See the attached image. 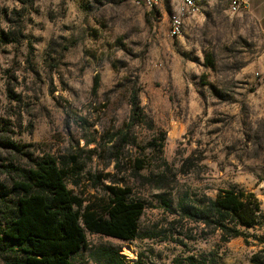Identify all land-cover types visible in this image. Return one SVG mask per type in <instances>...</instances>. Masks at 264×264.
I'll return each instance as SVG.
<instances>
[{"label":"rangeland","instance_id":"374dc122","mask_svg":"<svg viewBox=\"0 0 264 264\" xmlns=\"http://www.w3.org/2000/svg\"><path fill=\"white\" fill-rule=\"evenodd\" d=\"M174 4L0 0V183L6 166L51 156L85 204L101 209L113 187L144 206L135 240L86 232L72 264H98L105 248L124 264H252L254 255L264 264V228L223 243L179 208L236 186L257 196L264 217L263 36L231 0H216L172 37ZM13 207H0V230Z\"/></svg>","mask_w":264,"mask_h":264},{"label":"trees","instance_id":"16d2710c","mask_svg":"<svg viewBox=\"0 0 264 264\" xmlns=\"http://www.w3.org/2000/svg\"><path fill=\"white\" fill-rule=\"evenodd\" d=\"M100 87L99 76L95 77L93 90ZM132 121L141 122L138 95H131ZM165 134L159 148L163 149ZM156 142L150 145L156 147ZM19 153L20 148L9 144ZM27 165L6 166L10 178L0 183V207L13 204L12 216L4 217V228L0 230V257L5 264H72L70 258L87 247L86 232L123 241L137 238L138 223L143 214L142 203L130 200L129 188L109 189L105 205L95 208L85 204L68 189L66 170L51 156L27 157ZM139 171L144 169L138 162ZM12 196L14 201L7 199ZM182 218L202 224L211 233L220 232L221 241L228 243L237 238H249L248 230L264 228L261 203L252 192L232 186L220 189L215 198L205 197L191 204L182 199ZM83 225V226H82ZM261 243L264 244V236ZM98 264H124L119 252L100 250ZM189 264H198L189 258ZM252 264H261L258 255ZM204 264V263H201Z\"/></svg>","mask_w":264,"mask_h":264},{"label":"built area","instance_id":"2783aa9c","mask_svg":"<svg viewBox=\"0 0 264 264\" xmlns=\"http://www.w3.org/2000/svg\"><path fill=\"white\" fill-rule=\"evenodd\" d=\"M138 6L149 9L158 8L164 0H134ZM247 0H231V12L234 14L245 12ZM198 0H181L174 6L169 15V32L172 37H179L186 25L187 20L195 18L200 13Z\"/></svg>","mask_w":264,"mask_h":264},{"label":"crops","instance_id":"0c3cea01","mask_svg":"<svg viewBox=\"0 0 264 264\" xmlns=\"http://www.w3.org/2000/svg\"><path fill=\"white\" fill-rule=\"evenodd\" d=\"M175 1L174 6L180 3L181 0H173ZM216 0H198L201 3L202 10L206 8L205 5L214 4ZM245 12L256 21L260 32L263 36L264 43V0H247L246 10ZM264 59V54L262 55Z\"/></svg>","mask_w":264,"mask_h":264},{"label":"bare ground","instance_id":"6f19581e","mask_svg":"<svg viewBox=\"0 0 264 264\" xmlns=\"http://www.w3.org/2000/svg\"><path fill=\"white\" fill-rule=\"evenodd\" d=\"M128 253H129V256H130L133 260H135V254L133 253V251H128Z\"/></svg>","mask_w":264,"mask_h":264}]
</instances>
